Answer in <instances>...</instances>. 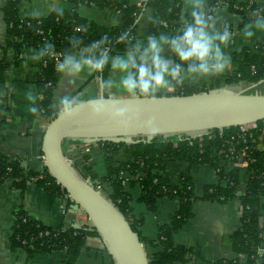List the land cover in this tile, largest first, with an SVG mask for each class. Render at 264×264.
I'll return each instance as SVG.
<instances>
[{"label": "trees", "instance_id": "obj_1", "mask_svg": "<svg viewBox=\"0 0 264 264\" xmlns=\"http://www.w3.org/2000/svg\"><path fill=\"white\" fill-rule=\"evenodd\" d=\"M20 0H5L1 8L5 23V43L1 51L12 50L18 57L24 48L41 49L46 44L54 46V53L60 55L70 49V39L78 38L84 44L105 37L112 41L111 48L119 51L121 32L137 36V19L142 7L131 4L129 0H68L73 7L64 9L62 15L51 11L38 18H22L19 15ZM230 11L245 13L242 3L223 0ZM212 5L217 0H210ZM81 5L94 6L99 9H113L116 12L115 22L110 26L95 24L78 13ZM145 8L151 10L152 18L145 36L157 34L165 29L170 33L177 26L176 19L181 7L180 0H146ZM249 10H257L252 3ZM139 38V37H138ZM238 67L226 82H258L264 79V32L250 47H242L233 54ZM60 59V58H59ZM57 63L52 57L41 59L39 67L41 79L36 83L40 95V114L51 120L58 112L52 106V93L57 81ZM0 53V85L4 80L6 68ZM102 80L107 78V71L99 73ZM209 90L183 85L171 94H190ZM105 92V89H104ZM106 94V93H105ZM106 165V175L97 177L85 165L76 166L75 171L82 178H90L101 184L109 182L111 191L104 192L118 210L124 215L137 232L135 222L130 220L128 187L139 188L140 199L146 207L154 211L159 197L166 196L176 200V209L168 222L158 226L156 237L148 245L154 250L148 255V264H171L180 260L188 249L173 242L174 233L188 221L192 205L196 200L226 202L238 196L242 210L240 227L229 241L234 252L232 259L222 260L221 264H264V244L262 230L258 219L264 210V121H258L254 127L241 131L239 126H231L221 131L215 129L201 137L162 138L150 142L125 144L123 142H99ZM124 147L132 159L114 163V155ZM173 159L192 163H210L216 170L218 180L206 184L202 193L197 196L194 184L188 172L181 173L175 182H170L164 174L165 165ZM245 161L250 171L244 191L238 194L237 169H226L221 162ZM33 181L50 195L65 194L48 175L43 166L41 171H25L17 162L0 153V183L10 182L15 188L23 189L26 181ZM124 181V182H123ZM161 192V193H160ZM96 233L95 231L92 232ZM91 232L84 228H62L60 225L50 227L30 217L24 210L14 212V223L9 241L12 246L22 248L27 255L39 252L63 251L64 264H73L85 243V236ZM259 251L262 253L259 254Z\"/></svg>", "mask_w": 264, "mask_h": 264}, {"label": "crops", "instance_id": "obj_2", "mask_svg": "<svg viewBox=\"0 0 264 264\" xmlns=\"http://www.w3.org/2000/svg\"><path fill=\"white\" fill-rule=\"evenodd\" d=\"M5 0H0V46L5 43V23L1 8ZM131 4L142 7L137 19L136 32L139 38L145 37L152 18L151 10L143 6V0H129ZM223 2V0H220ZM218 1L214 11L218 14L219 22L229 21L233 28V41L225 49L231 58L228 70L218 77L203 80L198 83H186L198 89L230 88L233 91H242L253 88V92L264 94V79L258 82L236 81L226 82L229 76L238 67L233 54L242 47L252 46L264 31H257L251 38L244 39L240 29L251 19L256 10H249L251 4L256 9L264 10V0H229L234 3H242L245 13L230 11L227 6ZM58 4L62 9H70L73 5L68 0H20L18 4L19 15L22 18H33L30 13L39 9L45 16L51 11L49 5ZM80 16L98 25L110 26L115 22L116 12L113 9H99L94 6L81 5L78 7ZM40 16V17H41ZM165 29L158 30L156 35L165 34ZM169 33V32H168ZM40 49L24 48L22 53L15 57L12 50L7 49L0 53L7 65L4 72V80L0 85V153L17 162L25 171H41L42 164L37 159L41 154V138L49 119L43 117L40 112L33 115L29 112L32 106L27 99L30 93L40 110V95L36 83L41 79L40 61L34 60L33 54ZM164 55L170 60L171 55L165 51ZM58 65V63H57ZM109 75V74H108ZM107 75V78H108ZM99 74L92 76L82 75L69 82L67 77L61 76L57 70V81L52 93V106L57 110V100L61 94L78 95L82 100L97 97L99 94ZM165 92L162 94H171ZM107 95L114 97H128L115 89L105 91ZM246 93V92H244ZM188 137L187 135H183ZM136 139V138H134ZM82 143L76 139H65L62 150L67 159L78 166L85 165L97 177L106 175L104 153L99 145ZM126 144V143H125ZM132 159V155L124 147H121L114 155V163ZM221 164L226 169H237L238 194L244 191L250 171L245 161H223ZM188 172L194 184L197 196L202 193L206 184L215 183L218 180L216 170L210 163H192L185 160L173 159L167 162L164 169L165 177L170 182H175L178 176ZM90 179V178H89ZM91 180V179H90ZM104 191H111L109 182H103ZM130 220L135 222L137 233L143 243L147 255L154 249L148 245V241L156 237L158 226L168 222L170 215L176 209V200L166 196L159 197L156 209L149 210L140 199L137 186L128 187ZM65 196L50 195L41 186L33 181H26L24 188L19 189L10 182L0 183V264H64L65 253L63 251L39 252L32 255L19 247L12 246L9 241L11 228L14 223V212L24 210L30 217L50 227L72 226L71 216L67 212L70 205L65 204ZM264 203V200H263ZM242 204L236 195L226 202L196 200L192 205V217L186 221L173 235V242L188 249L180 260L171 264H221L220 261L232 259L234 252L229 237L240 227V214ZM262 230L264 244V210L258 219ZM260 252V251H259ZM73 264H116L113 255L104 244L83 246L75 258Z\"/></svg>", "mask_w": 264, "mask_h": 264}, {"label": "water", "instance_id": "obj_3", "mask_svg": "<svg viewBox=\"0 0 264 264\" xmlns=\"http://www.w3.org/2000/svg\"><path fill=\"white\" fill-rule=\"evenodd\" d=\"M98 77L99 94L94 98L101 111L93 114L86 99L71 117L57 112L41 138L44 167L64 191L65 204L85 211L116 264H148L138 233L112 201L92 185V180L75 171L64 156L63 141L130 144L157 137L202 136L215 129L255 124L264 121V94L216 88L190 94H160L151 100L114 97L105 94L101 74ZM72 227L79 228L76 223Z\"/></svg>", "mask_w": 264, "mask_h": 264}, {"label": "clouds", "instance_id": "obj_4", "mask_svg": "<svg viewBox=\"0 0 264 264\" xmlns=\"http://www.w3.org/2000/svg\"><path fill=\"white\" fill-rule=\"evenodd\" d=\"M177 26L170 33L149 34L138 38L121 32L119 51L110 46L105 37L84 44L78 38L70 39V49L63 52L57 70L69 82L82 75L92 76L107 71L108 78L102 84L105 91L115 89L129 97L155 99L160 94L181 88L186 83H198L225 73L231 58L225 49L233 41V28L229 21L219 22L210 0H180ZM50 11L63 14L58 4L49 5ZM33 18L43 15L39 9L31 11ZM151 19V17H147ZM264 31V10L257 9L251 19L240 29L242 38H251L255 32ZM167 51L172 59L164 55ZM54 55V46L46 44L33 54L36 61ZM32 106L29 112L39 114L34 101L27 95ZM82 99L78 95L61 94L57 100V111L65 117L76 113ZM93 114L101 111L95 98L88 100Z\"/></svg>", "mask_w": 264, "mask_h": 264}, {"label": "built area", "instance_id": "obj_5", "mask_svg": "<svg viewBox=\"0 0 264 264\" xmlns=\"http://www.w3.org/2000/svg\"><path fill=\"white\" fill-rule=\"evenodd\" d=\"M218 1H220V0H217V3H218ZM221 3H223V2H221ZM60 56L61 55L59 53H54L52 58L56 61H59ZM254 126H255V124L240 125L239 129L241 131H245L246 129H248L250 127H254ZM199 137H201V136H199ZM90 144H97V143H90ZM84 145H87V144H84ZM36 158L39 159V161L41 162L42 167H43L44 166V159H43L42 153L38 154ZM68 161L73 165L72 160L68 159ZM92 185L95 188L99 189L106 197H108L104 192L109 193V191L108 192L104 191L101 184L97 183L96 181H92ZM67 212L71 216V224L76 223V224H78L79 228H84L85 230L91 232V234L86 235L84 238L85 239V243H84L85 246L95 245L96 243L103 244L101 237L97 233H94V234L92 233L95 231L94 226L82 208H80V207H77V208L68 207ZM261 253L262 252L260 251L259 254H261Z\"/></svg>", "mask_w": 264, "mask_h": 264}, {"label": "rangeland", "instance_id": "obj_6", "mask_svg": "<svg viewBox=\"0 0 264 264\" xmlns=\"http://www.w3.org/2000/svg\"><path fill=\"white\" fill-rule=\"evenodd\" d=\"M244 92L251 93V92H253V88L246 89Z\"/></svg>", "mask_w": 264, "mask_h": 264}]
</instances>
